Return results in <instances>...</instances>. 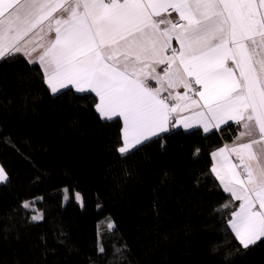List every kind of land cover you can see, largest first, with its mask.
Segmentation results:
<instances>
[{"label": "trees", "instance_id": "1", "mask_svg": "<svg viewBox=\"0 0 264 264\" xmlns=\"http://www.w3.org/2000/svg\"><path fill=\"white\" fill-rule=\"evenodd\" d=\"M96 103L72 88L51 95L22 54L0 61V166L9 177L0 183V264H264L262 242L236 252L227 220L238 201L210 171L212 152L240 126L175 128L122 156V122L102 121ZM125 245L121 260L114 253Z\"/></svg>", "mask_w": 264, "mask_h": 264}, {"label": "snow or ice", "instance_id": "2", "mask_svg": "<svg viewBox=\"0 0 264 264\" xmlns=\"http://www.w3.org/2000/svg\"><path fill=\"white\" fill-rule=\"evenodd\" d=\"M45 28L53 38L33 46L31 35ZM20 54L39 64L51 95L70 87L95 93L102 121L122 118V156L179 124L205 133L229 122L242 127L237 140L247 141L213 153L210 171L239 201L227 220L236 252L264 243V0H0V61ZM226 151L238 163L225 168ZM8 179L0 166V183ZM100 234L98 227V242ZM125 249L114 255L122 260Z\"/></svg>", "mask_w": 264, "mask_h": 264}, {"label": "crops", "instance_id": "3", "mask_svg": "<svg viewBox=\"0 0 264 264\" xmlns=\"http://www.w3.org/2000/svg\"><path fill=\"white\" fill-rule=\"evenodd\" d=\"M62 15H66V14H63V13H62ZM171 17H172L173 19H176V18H177V14L172 13V14H171ZM53 36H54V34H48V33H47V28H45L43 32H39V31H37L36 33L32 34L31 37H30V39H31V41H32V45H33V46H37V45L46 44L47 41H48L50 38H53ZM173 46H174V47H178V45H176L175 43H173ZM41 50H42V49H41L40 47H37V51H36L35 53H33V57H35L36 55H38V53H39ZM26 58H27V57H26ZM27 59H28V58H27ZM37 64H38V63H37ZM38 65H39V64H38ZM39 67H40V66H39ZM40 69H41V68H40ZM41 70H42V69H41ZM157 71L162 72V68H158ZM149 85H150L151 87H156V86H157L156 83H155V81H149ZM70 88H71V87H70ZM72 89H73L74 91H76L75 88H72ZM174 91L183 94L184 89H183V87H179V88H176ZM93 94L95 95V93H93ZM95 96H96V95H95ZM96 98H97V103H99V98H98V97H96ZM197 99H198V97H197ZM97 103H96V104H97ZM190 115H191V112H189V111H186V112H183V113L180 114L181 118H182V117H186V116H190ZM120 120H121V122H122V124H123V120H122V118H120ZM173 122H175V121H173ZM222 125H224V124H222ZM222 125H220V126H222ZM175 128H180V129H183V130H189V129H185V128L183 127L182 124L177 125ZM175 128H174V129H175ZM194 128H200V129L203 131V127H202V126L197 125V126L194 127ZM121 129H122V127H121ZM213 129H217V128H213ZM210 130H212V129H210ZM242 130H243L242 127H240V131L236 134V136L234 137V139H233L231 142H229V143H227V144H224L223 146L219 147L218 149H216V150H214V151L212 152V154H211V157H212V165H211V168L216 164V158L213 157V153H217L221 148L231 149L236 143H239V142H246V141H247V138H244L243 140H237V137L239 136V133H240ZM121 140H122V130H121ZM225 156L228 157L227 161L225 162V168L227 167V164H229V163H230V164H236V163H238V161L236 160V157H235L234 154H229V153L226 151V152H225ZM213 174H214V176L216 177V174H215V173H213ZM222 174H223V172H222ZM216 178H217V177H216ZM217 180H218V182L220 183L219 179H217ZM220 186H221L222 189H223V185H222L221 183H220ZM223 190H224V189H223ZM228 194H229V193H228ZM229 195H230V194H229ZM238 207H239V201H238ZM238 207L236 208V210H238Z\"/></svg>", "mask_w": 264, "mask_h": 264}, {"label": "rangeland", "instance_id": "4", "mask_svg": "<svg viewBox=\"0 0 264 264\" xmlns=\"http://www.w3.org/2000/svg\"><path fill=\"white\" fill-rule=\"evenodd\" d=\"M77 202H78V203H81V201H77ZM35 215H37V214H34L33 216H35ZM33 216H32V217H33Z\"/></svg>", "mask_w": 264, "mask_h": 264}]
</instances>
